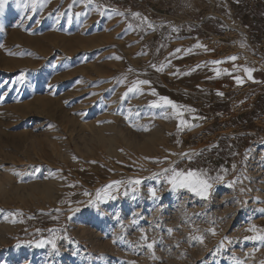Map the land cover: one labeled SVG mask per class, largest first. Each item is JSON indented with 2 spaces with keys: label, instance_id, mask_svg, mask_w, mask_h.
Masks as SVG:
<instances>
[{
  "label": "rangeland",
  "instance_id": "374dc122",
  "mask_svg": "<svg viewBox=\"0 0 264 264\" xmlns=\"http://www.w3.org/2000/svg\"><path fill=\"white\" fill-rule=\"evenodd\" d=\"M246 4L0 6V264H264V242L245 239L264 232V136L205 170L222 177L206 198L165 171L201 170L179 149L203 96L263 81Z\"/></svg>",
  "mask_w": 264,
  "mask_h": 264
},
{
  "label": "crops",
  "instance_id": "0c3cea01",
  "mask_svg": "<svg viewBox=\"0 0 264 264\" xmlns=\"http://www.w3.org/2000/svg\"><path fill=\"white\" fill-rule=\"evenodd\" d=\"M249 34L257 41L264 63V0H247ZM263 81L242 90H215L203 96L191 130L180 143V161L202 170H223L251 140L264 136ZM219 93H223L220 95Z\"/></svg>",
  "mask_w": 264,
  "mask_h": 264
},
{
  "label": "snow or ice",
  "instance_id": "6c2138e0",
  "mask_svg": "<svg viewBox=\"0 0 264 264\" xmlns=\"http://www.w3.org/2000/svg\"><path fill=\"white\" fill-rule=\"evenodd\" d=\"M4 3H6V0H0V6H2ZM120 14L123 15V13H120ZM133 15L139 16L140 14L139 13H133ZM176 51L179 52L180 49H177ZM188 51H191V50H188ZM228 59L236 60L237 57L232 56V57H228ZM210 63L220 64L221 61L214 60V61H211ZM197 67H199V65H197ZM162 68H163V66H161L160 70H162ZM244 70L248 73L249 78H251L252 69L246 68ZM223 71H226V70H223ZM217 74L219 75V71L217 72ZM236 82L238 84L242 82L240 77H236ZM148 83H149V81H147V80L136 81V82H134L133 86L128 89V92H138V91H140V88L138 87V85L148 84ZM153 94L154 95L156 94L155 90H153ZM219 94L223 95V93H219ZM125 95H127V93H125ZM159 99H160V102H162V103H158L157 101H153L152 103L154 106H170L173 109H179L181 107H184V106L176 104L175 102H173L168 97L161 96ZM187 110L193 111L192 109H187ZM183 123H185V121L181 120V124H183ZM165 171L167 173H170V175H167L166 179L168 180V183L171 184L172 190L175 191V190L180 189V188H185V189L189 190L190 192L195 193L197 196H201L203 198H206L209 194V189L212 186L210 181H217V180L222 179V177H220V176H216V177L208 176L206 174V172L202 169L201 170L189 169V170L183 171V170H177L175 168H172V169H167ZM119 183L120 182H112V184L106 185L104 189L97 190V198H100L101 192H104L106 189H111L114 185H117ZM132 183L139 184L140 181L136 180V181H133ZM133 191H135V189H133ZM151 191H152V195L155 196L156 195L155 189H152ZM90 203H91V201H90ZM250 230L255 231L256 230L255 226H253V228ZM169 231L171 232V229H169ZM212 231H214V230H212ZM192 238L193 239H200L201 241L203 239V237H192ZM142 239H143V237H142ZM245 239L260 240V241L264 242V232L257 233L256 235H253L251 237H245ZM43 243H45V242H41V244H43ZM47 243H50L53 248L56 247L54 240H49V241H47ZM146 246L148 248H152L153 244L148 243V244H146Z\"/></svg>",
  "mask_w": 264,
  "mask_h": 264
},
{
  "label": "bare ground",
  "instance_id": "6f19581e",
  "mask_svg": "<svg viewBox=\"0 0 264 264\" xmlns=\"http://www.w3.org/2000/svg\"><path fill=\"white\" fill-rule=\"evenodd\" d=\"M100 138V137H99ZM113 138V137H112ZM101 140V139H100ZM111 140H113V139H111ZM111 142V141H110ZM44 188V187H43ZM44 191V190H43Z\"/></svg>",
  "mask_w": 264,
  "mask_h": 264
}]
</instances>
